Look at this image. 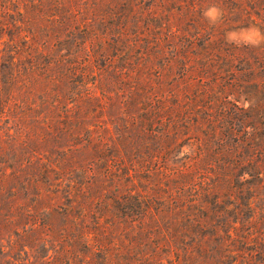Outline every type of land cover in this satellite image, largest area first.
Listing matches in <instances>:
<instances>
[{
    "label": "rangeland",
    "instance_id": "obj_1",
    "mask_svg": "<svg viewBox=\"0 0 264 264\" xmlns=\"http://www.w3.org/2000/svg\"><path fill=\"white\" fill-rule=\"evenodd\" d=\"M249 27L264 0H0V264H264Z\"/></svg>",
    "mask_w": 264,
    "mask_h": 264
},
{
    "label": "clouds",
    "instance_id": "obj_2",
    "mask_svg": "<svg viewBox=\"0 0 264 264\" xmlns=\"http://www.w3.org/2000/svg\"><path fill=\"white\" fill-rule=\"evenodd\" d=\"M202 15L209 21V23L216 24L222 20L224 12L221 8L213 5L203 10ZM245 34L251 35L249 38L237 40L236 37L239 35V33L227 32L225 33V40L229 44H236L237 46H258L261 43H264V32H261L255 27H249L248 29H246Z\"/></svg>",
    "mask_w": 264,
    "mask_h": 264
}]
</instances>
